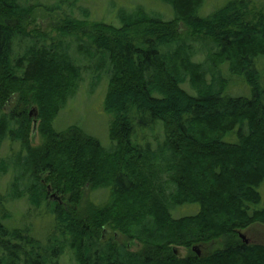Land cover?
Instances as JSON below:
<instances>
[{
  "label": "trees",
  "instance_id": "trees-1",
  "mask_svg": "<svg viewBox=\"0 0 264 264\" xmlns=\"http://www.w3.org/2000/svg\"><path fill=\"white\" fill-rule=\"evenodd\" d=\"M80 1L0 0V149L9 150L0 179L11 175L0 190V264H264V245L239 236L264 225L255 208L264 183V8L231 0L201 17L206 0H154L170 8L165 20L116 4L114 24L92 20ZM58 12L57 37L37 28ZM95 58L99 85L107 78L108 150L79 125L54 127ZM87 189L106 190L107 203L85 199ZM20 201L47 225L45 236L18 223Z\"/></svg>",
  "mask_w": 264,
  "mask_h": 264
},
{
  "label": "rangeland",
  "instance_id": "rangeland-1",
  "mask_svg": "<svg viewBox=\"0 0 264 264\" xmlns=\"http://www.w3.org/2000/svg\"><path fill=\"white\" fill-rule=\"evenodd\" d=\"M229 1L231 0H206L204 5L199 10V15L201 17L209 16L218 9L224 7ZM251 1L254 5H256L257 8H264V0ZM116 4L117 6L120 4L121 6H124L130 10H134L137 7H143L151 14H160L165 20L172 18L170 8L162 5V3L157 4L154 0H81L78 4V8L83 7V9H88L91 12L90 18L92 20H103L107 23L118 24V20L115 18V15L117 16L118 12V9L114 7ZM71 14H73V17L79 19L84 18L82 11L79 9H75ZM62 15L63 14L61 12H58L53 16V18L48 16L45 19H38L37 28L41 29L46 34H50L52 37H57L58 27L60 26ZM204 54L199 56L197 59L204 60L206 57ZM102 68L103 61L100 58H95L94 60H85V72L87 73L84 75L85 79L76 95L68 101L66 108H64L56 118L54 127L57 131H61L71 125H79L86 132L98 138L102 146L108 150L112 147V142L109 138V129L112 118L109 114H107L104 108L107 78H103L100 85L98 79L96 78L98 72ZM235 87L237 88L236 84ZM245 92L246 94H249L250 91L249 89H246ZM15 106L16 102L12 101L3 110L5 112H10L15 108ZM33 143L34 146H39L42 143V139L38 132H35L34 134ZM18 147V145L14 146L15 149H18ZM8 155V146L4 144L0 149V159H8ZM13 159H15V157H13ZM10 180L11 175H7L0 179L1 191H5ZM259 191L262 194V202L259 205H256L255 208L264 209V183L259 187ZM85 196V199H91L103 205L106 204L108 200V192L106 190L91 192L90 189H87ZM193 207H190V209L196 212V208L198 210V207ZM185 208H189V206ZM191 210L188 211L192 213ZM12 213L15 215V218L17 219L18 223H20V225H26L31 228L34 226L41 237L46 235L45 233L47 232V225L36 220V213L34 214V212H32L30 206L25 201L16 203L12 207ZM175 214L178 215V212ZM241 233L245 235L249 243L264 245L263 224H254L246 230L241 231ZM220 245V242H216L211 245V248L220 247ZM139 247V244L135 242L131 246V250L136 251L139 249ZM178 253L182 257H185L188 255L189 251L184 248H179ZM67 260L68 258L64 259L62 263L67 264Z\"/></svg>",
  "mask_w": 264,
  "mask_h": 264
},
{
  "label": "water",
  "instance_id": "water-1",
  "mask_svg": "<svg viewBox=\"0 0 264 264\" xmlns=\"http://www.w3.org/2000/svg\"><path fill=\"white\" fill-rule=\"evenodd\" d=\"M29 116L30 118L34 119V126L35 129L37 127V118H38V109L36 107L32 108L31 111L29 112ZM48 192L51 195V199H55L60 201V197L58 196L57 193H53L51 187L48 188ZM240 238L242 239V241H244L245 243H249V241L246 239L245 235H243L241 232L239 233ZM193 251L196 252L199 256H201V252L199 247H193Z\"/></svg>",
  "mask_w": 264,
  "mask_h": 264
}]
</instances>
